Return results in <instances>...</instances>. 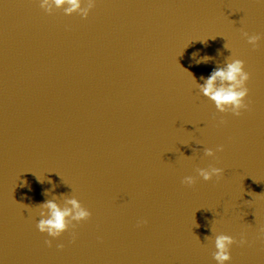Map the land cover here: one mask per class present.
<instances>
[{"label":"water","instance_id":"95a60500","mask_svg":"<svg viewBox=\"0 0 264 264\" xmlns=\"http://www.w3.org/2000/svg\"><path fill=\"white\" fill-rule=\"evenodd\" d=\"M0 264H264V0H0Z\"/></svg>","mask_w":264,"mask_h":264}]
</instances>
